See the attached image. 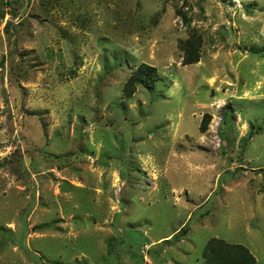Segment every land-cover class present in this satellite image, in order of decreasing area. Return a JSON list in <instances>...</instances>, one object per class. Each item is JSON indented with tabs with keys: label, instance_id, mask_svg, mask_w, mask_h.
I'll list each match as a JSON object with an SVG mask.
<instances>
[{
	"label": "rangeland",
	"instance_id": "obj_1",
	"mask_svg": "<svg viewBox=\"0 0 264 264\" xmlns=\"http://www.w3.org/2000/svg\"><path fill=\"white\" fill-rule=\"evenodd\" d=\"M211 237L264 264V0H0V264H205Z\"/></svg>",
	"mask_w": 264,
	"mask_h": 264
},
{
	"label": "trees",
	"instance_id": "obj_2",
	"mask_svg": "<svg viewBox=\"0 0 264 264\" xmlns=\"http://www.w3.org/2000/svg\"><path fill=\"white\" fill-rule=\"evenodd\" d=\"M185 50L187 53L184 58L185 63L196 61L197 54L193 50V45L188 43ZM156 77V69L154 67L142 65L129 78L127 86L133 88L137 81L143 83V85L151 86ZM203 257L205 264H256L254 255L246 246L239 243H229L222 238L216 237H211L207 240Z\"/></svg>",
	"mask_w": 264,
	"mask_h": 264
}]
</instances>
